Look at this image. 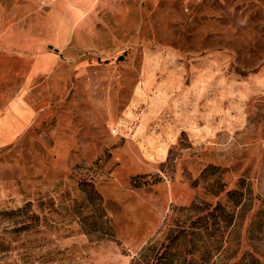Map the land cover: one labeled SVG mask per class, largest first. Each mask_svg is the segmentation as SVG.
<instances>
[{
  "label": "rangeland",
  "instance_id": "rangeland-1",
  "mask_svg": "<svg viewBox=\"0 0 264 264\" xmlns=\"http://www.w3.org/2000/svg\"><path fill=\"white\" fill-rule=\"evenodd\" d=\"M239 187L214 264H264V0H0V264H129Z\"/></svg>",
  "mask_w": 264,
  "mask_h": 264
},
{
  "label": "trees",
  "instance_id": "trees-1",
  "mask_svg": "<svg viewBox=\"0 0 264 264\" xmlns=\"http://www.w3.org/2000/svg\"><path fill=\"white\" fill-rule=\"evenodd\" d=\"M142 183L137 180L134 185ZM246 194L247 190L241 187L226 190L227 204L217 202L206 207V211L170 231L162 241L146 243L129 264H214L213 255L220 251L226 230L234 225ZM251 199L255 206L247 211L248 231L264 240V197L255 195Z\"/></svg>",
  "mask_w": 264,
  "mask_h": 264
}]
</instances>
